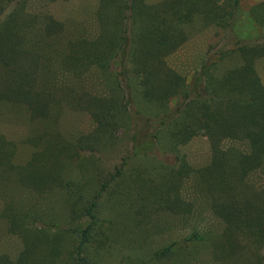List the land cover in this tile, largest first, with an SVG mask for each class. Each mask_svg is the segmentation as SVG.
Wrapping results in <instances>:
<instances>
[{"label": "rangeland", "instance_id": "374dc122", "mask_svg": "<svg viewBox=\"0 0 264 264\" xmlns=\"http://www.w3.org/2000/svg\"><path fill=\"white\" fill-rule=\"evenodd\" d=\"M97 7L98 0H29L28 10L46 17L48 32H61L50 41L47 62L54 73L72 39L95 33ZM107 13L117 19L124 15L113 6ZM105 25L111 32L119 29L117 22ZM186 30L188 39L164 58L186 87L207 75L216 89L245 55L252 59L254 89L264 88V0H239L229 28L207 27L195 19ZM8 60L0 53L1 64ZM81 78L74 81L78 93L107 89L101 75ZM16 80L24 93L14 104L0 103V152L9 154L6 161L0 157V264L14 263L24 247L29 250L24 264H69L76 232L89 223L80 210L98 193V227L86 249L89 264H264L262 245L245 232H228L211 213L210 202L221 193L214 188L218 172L211 171L215 162L206 137L198 133L177 145L169 129L159 125L166 110L143 101L135 82L120 84L117 109L111 111L115 125L96 134L86 103L68 107L56 87L46 115L38 117L30 111L36 73L21 69ZM47 88L46 82L42 90ZM88 144L94 148L90 152ZM243 145L222 146L228 147L226 165L234 164ZM258 150L264 152V142ZM31 172L50 173L54 181L34 189L25 183ZM261 175L254 173L249 183L257 185ZM234 184L241 195L247 193V185ZM163 249L167 252L160 256Z\"/></svg>", "mask_w": 264, "mask_h": 264}, {"label": "trees", "instance_id": "16d2710c", "mask_svg": "<svg viewBox=\"0 0 264 264\" xmlns=\"http://www.w3.org/2000/svg\"><path fill=\"white\" fill-rule=\"evenodd\" d=\"M28 3L29 0L0 1V53L9 57L6 64L0 63V103L14 104L24 93L16 76L21 69H30L36 73L37 84L30 108L33 115H46L50 91L57 87L61 101L68 107L80 108L86 103L97 134L115 125L116 112L111 114V111L117 109L115 91L120 84L135 82L143 101L166 110L167 115L159 125L169 129L177 145L185 144L198 133L206 137L215 162L211 171L218 172V176L213 174L214 188L221 193L211 200V213L228 232L239 230L250 234L264 247V152L258 150L264 142V88L253 87L251 57L243 55L242 65L218 80L216 89L210 86L207 75L193 79L186 87L164 61L188 39L186 28L193 20L200 19L207 27H231L239 0H163L153 5L142 0H98L95 33L72 39L66 52L58 57L55 73L47 61L50 41L61 32L49 33L46 17L32 14ZM110 6L117 15H124L119 19L111 17L107 13ZM108 21L117 22L119 29L109 31L105 25ZM38 23L35 33L32 32ZM87 74L107 79V89L93 94L78 93L74 81ZM46 82L50 88L42 90ZM228 142L245 143L236 150L233 165L225 162L229 161L228 147L222 146ZM86 149L90 152L92 146ZM7 154L0 152V157L6 161ZM216 166L220 169L216 170ZM225 167L228 171L224 175ZM256 172L262 173L259 182L250 184L251 175ZM228 175L230 182L226 179ZM53 181L50 173L31 172L25 177V183L34 189L48 187ZM234 183L247 185V193L241 195ZM98 202L99 193L80 210V217L89 223L76 232L78 242L69 264H89L86 249L98 227L95 217ZM166 252L163 249L159 254ZM28 256L29 250L24 247L11 264H24Z\"/></svg>", "mask_w": 264, "mask_h": 264}]
</instances>
